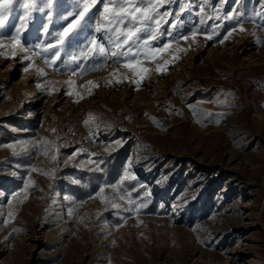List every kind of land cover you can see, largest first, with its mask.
I'll return each instance as SVG.
<instances>
[{"label":"rangeland","instance_id":"obj_1","mask_svg":"<svg viewBox=\"0 0 264 264\" xmlns=\"http://www.w3.org/2000/svg\"><path fill=\"white\" fill-rule=\"evenodd\" d=\"M72 4L54 0L51 24L34 12L24 47L62 31ZM182 4V23L165 17L150 42L169 49L135 70L111 60L91 70L97 58L81 73L0 47V264H264V28L247 19L264 0L159 10ZM88 32L79 47L104 35ZM139 67L150 69L143 79ZM118 148L125 163L97 177Z\"/></svg>","mask_w":264,"mask_h":264},{"label":"snow or ice","instance_id":"obj_2","mask_svg":"<svg viewBox=\"0 0 264 264\" xmlns=\"http://www.w3.org/2000/svg\"><path fill=\"white\" fill-rule=\"evenodd\" d=\"M165 2L171 3L172 0H73L72 11L68 12L67 15L60 16V19L66 21V26L62 25V31L55 32L54 35L48 38L47 42H41L27 48L21 42V37L33 20V13H45L48 24H51L52 13L51 11L45 12V10L53 8L54 0H39V3L38 0H0V47L11 46L13 49L19 48L21 53H33L37 57H43L45 64L49 67L56 66L57 61H60L64 67L77 63L81 73H83L84 68L80 61L86 62L97 58L100 62L92 65L91 70H99L105 67L109 60L113 63L123 62L125 67L135 70L141 64L142 55L145 59L151 57L152 60H155L157 54L169 49L172 43L171 40L163 43L160 47H152L150 42L157 41L164 35L160 25L162 20L165 23L168 22L165 17L176 16V19L170 23V28L176 29L179 23H182L180 13L189 7V5L182 4L175 14L168 11L161 13L159 9L163 7ZM18 9L23 10L22 14L17 17L19 23L13 24V30L9 32L6 26ZM236 15L242 16L244 14L238 13ZM257 17L261 21L260 27L264 28V11L254 12L247 19L249 22H254ZM224 18L231 19L234 17L226 16ZM238 26L241 32L245 31L242 20H238ZM43 30L45 34H48L49 30L46 25ZM88 30H94L95 33H103L104 35L103 37L93 35L88 44L79 47V37L83 36L87 40L90 34ZM236 30L235 27L232 28L220 43L227 40L232 32ZM167 34L171 36L172 32L169 31ZM195 36L196 32H193V40ZM180 38L185 41L189 39L187 35ZM207 38L212 39V36L208 35ZM5 40L9 44H4L3 41ZM52 41H55V43ZM103 41H107L111 48L107 47ZM72 45L77 47L78 51L76 53H68V47ZM142 48L147 49L143 54L140 51ZM36 49H39V51H36ZM62 52L67 53V59L61 58ZM13 55H15V51ZM24 59H30V56L25 55ZM156 70L159 72L164 69L157 65ZM24 71L27 72L28 67H25ZM37 71L42 75L44 74L41 69ZM149 71L150 69L146 67H139L136 74L143 79V74ZM73 74H76V70H73ZM88 83L91 84L92 81ZM136 83L138 84V82ZM228 96H231V93H228ZM224 103L230 104L231 101L225 99ZM221 115H224V113ZM85 123L87 125L88 122ZM6 147L14 148L15 145L9 144ZM52 158L56 159L55 156ZM74 182L79 183V181ZM103 191L104 189L101 188L100 192ZM113 206L117 207L118 205ZM146 206L145 204L139 205V207ZM72 211V209H69V215H72ZM9 216H11V213H9Z\"/></svg>","mask_w":264,"mask_h":264},{"label":"trees","instance_id":"obj_3","mask_svg":"<svg viewBox=\"0 0 264 264\" xmlns=\"http://www.w3.org/2000/svg\"><path fill=\"white\" fill-rule=\"evenodd\" d=\"M124 149L118 148L110 154L102 156L101 170L96 171V176L99 178H103L105 175H114L118 171V169L125 163V157L123 153Z\"/></svg>","mask_w":264,"mask_h":264}]
</instances>
